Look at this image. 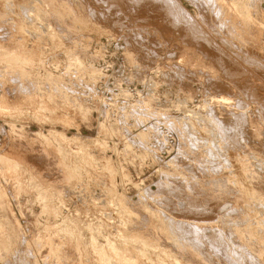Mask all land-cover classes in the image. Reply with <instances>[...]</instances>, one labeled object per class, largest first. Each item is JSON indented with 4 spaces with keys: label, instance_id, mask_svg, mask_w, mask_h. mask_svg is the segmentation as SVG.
Returning <instances> with one entry per match:
<instances>
[{
    "label": "rangeland",
    "instance_id": "374dc122",
    "mask_svg": "<svg viewBox=\"0 0 264 264\" xmlns=\"http://www.w3.org/2000/svg\"><path fill=\"white\" fill-rule=\"evenodd\" d=\"M168 1L0 0V264H264V0Z\"/></svg>",
    "mask_w": 264,
    "mask_h": 264
},
{
    "label": "bare ground",
    "instance_id": "6f19581e",
    "mask_svg": "<svg viewBox=\"0 0 264 264\" xmlns=\"http://www.w3.org/2000/svg\"><path fill=\"white\" fill-rule=\"evenodd\" d=\"M113 1H114V0H113ZM130 1H131V0H130ZM134 1H135V0H134ZM140 1L142 2V0H140ZM158 1H159V0H158ZM169 1H170V0H169ZM169 1H168V3H169ZM192 1H193V0H192ZM209 1H210V0H209ZM107 2H108V1H107ZM132 2H133V1H132ZM138 2H139V1H138ZM161 2H162V1H161ZM164 2H165V1H164ZM175 2H176V1H175ZM207 2H208V1H207ZM133 3H134V2H133ZM147 3H148V2H147ZM152 3H153V1H152ZM166 3H167V2H166ZM171 3H172V2H171ZM210 3H211V2H210ZM110 4H111V2H110ZM199 4H200V3H199ZM134 5H135V4H134ZM149 5H150V4H149ZM163 5H164V4H163ZM165 5H166V4H165ZM170 5H171V4H170ZM117 7H118V6H117ZM137 7H138V6H137ZM147 7H148V6H147ZM201 7H202V6H201ZM203 7H204V6H203ZM158 8H159V7H158ZM163 8H164V7H163ZM165 8H167V7H165ZM169 8H170V7H169ZM169 8H168V9H169ZM210 8H211V7H210ZM151 9H152V8H151ZM168 9H167V10H168ZM173 9H174V8H173ZM179 9H180V7H179ZM167 10H166V11H167ZM171 10H172V8H171ZM211 10H212V9H211ZM108 11H109V10H108ZM150 11H151V10H150ZM163 11H164V10H163ZM141 12H142V10H141ZM148 12H149V11H148ZM175 12H176V11H175ZM177 12H178V11H177ZM179 12H180V11H179ZM184 12H185V11H184ZM208 12H209V11H208ZM208 12H207V13H208ZM215 12H216V10H215ZM217 12H218V10H217ZM172 13H173V12H172ZM172 13H170V14H172ZM180 13H181V12H180ZM118 14H119V13H118ZM147 14H149V13H147ZM168 14H169V13H168ZM177 14H178V13H177ZM125 15H126V14H125ZM142 15H143V14H142ZM179 15H180V14H179ZM163 16H164V15H163ZM186 16H187V15H186ZM199 16H200V15H199ZM115 17H116V16H115ZM119 17H120V15H119ZM126 17H127V16H126ZM176 17H177V16H176ZM180 17H181V15H180ZM187 17H188V16H187ZM138 18H140V17H138ZM173 18H175V17L173 16ZM92 19H93V18H92ZM142 19H143V18H142ZM167 19H168V18H167ZM167 19H166V20H167ZM175 19H176V18H175ZM179 19H180V18H179ZM204 19H205V18H204ZM112 20H113V19H112ZM128 20H129V19H128ZM148 20H149V19H148ZM114 21H115V20H114ZM178 21H179V20H178ZM202 21H203V20H202ZM115 22H117V20H116ZM187 22H188V21H187ZM170 23H171V22H170ZM197 23H198V22H197ZM130 24H131V23H130ZM173 24H174V23H173ZM181 24H182V23H181ZM119 25H120V24H119ZM168 25H169V23H168ZM176 25H177V23H176ZM191 25H192V24H191ZM211 25H212V24H211ZM211 25H210V26H211ZM115 26H116V25H115ZM170 26H171V25H170ZM173 26H174V25H173ZM186 26H187V25H186ZM117 27H118V26H117ZM122 27H123V26H122ZM124 27H125V26H124ZM135 28H136V27H135ZM178 28H179V27H178ZM186 28H187V27H186ZM196 28H197V27H196ZM201 28H202V27H201ZM113 29H114V28H113ZM120 29H121V28H120ZM176 30H177V29H176ZM185 30H186V29H185ZM189 30H190V29H189ZM193 30H195V29H193ZM201 30H202V29H201ZM222 30H223V29H222ZM43 31H44V30H43ZM118 31H119V30H118ZM140 31H141V30H140ZM177 31H178V30H177ZM190 31H191V30H190ZM195 31H196V30H195ZM122 32H123V31H122ZM132 32H133V31H132ZM156 32H157V31H156ZM186 32H187V31H186ZM196 32H197V31H196ZM159 33H160V31H159ZM197 33H198V32H197ZM135 34H136V33H135ZM191 34H192V33H191ZM193 34H194V33H193ZM137 35H138V34H137ZM203 35H204V34H203ZM263 35H264V34H263ZM188 36H189V35H188ZM197 36H198V35H197ZM204 36H205V35H204ZM184 37H185V36H184ZM189 37H190V36H189ZM192 37H194V36H192ZM263 37H264V36H263ZM190 38H191V37H190ZM195 38H196V37H195ZM140 39H141V38H140ZM181 39H182V38H181ZM197 40H199V39H197ZM204 40H205V39H204ZM204 40H203V41H204ZM125 41H126V40H125ZM225 41H226V40H225ZM225 41H224V42H225ZM181 42H182V40H181ZM194 42H195V41H194ZM194 42H193V43H194ZM127 43H128V42H127ZM141 43H142V42H141ZM209 43H210V42H209ZM227 43H228V42H227ZM138 44H139V43H138ZM143 44H144V43H143ZM176 44H177V43H176ZM198 44H199V43H198ZM210 44H211V43H210ZM224 44H225V43H224ZM232 44H233V43H232ZM143 46H144V45H143ZM158 46H160V44H159ZM197 46H199V45H197ZM211 46H212V45H211ZM246 47H247V46H246ZM138 48H140V47L138 46ZM211 48H212V47H211ZM213 48H214V47H213ZM144 49H145V48H144ZM163 49H164V48H163ZM237 49H238V48H237ZM259 49H261V48H259ZM166 50H167V49H166ZM241 50H242V49H241ZM252 50H254V49H252ZM250 51H251V50H250ZM211 52H212V51H211ZM248 52H249V51H248ZM251 52H252V51H251ZM256 52H257V51H256ZM168 53H169V52H168ZM170 53H171V52H170ZM245 53H246V52H245ZM253 53H254V52H253ZM263 53H264V52H263ZM216 54H217V52H216ZM234 54H235V53H234ZM258 54H259V53H258ZM261 54H262V53H261ZM151 55H153V54H151ZM246 55H247V54H246ZM160 56H161V55H160ZM208 56H209V55H208ZM223 56H224V55H223ZM235 56H236V55H235ZM162 57H163V56H162ZM164 57H165V56H164ZM213 58H214V57H213ZM213 58H212V59H213ZM226 58H227V57H226ZM263 58H264V57H263ZM151 59H152V58H151ZM165 59H166V58H165ZM224 59H225V58H224ZM236 59H237V58H236ZM156 60H157V59H156ZM262 60H263V59H262ZM237 61H238V60H237ZM263 61H264V60H263ZM233 62H234V61H233ZM233 62H232V63H233ZM160 63H161V62H160ZM225 63H226V62H225ZM219 64H220V63H219ZM234 64H235V63H234ZM238 64H239V63H238ZM172 65H173V64H172ZM229 65H230V64H229ZM212 66H213V65H212ZM240 66H241V65H240ZM160 67H161V66H160ZM165 68H166V67H165ZM160 71H161V70H160ZM201 71H202V70H201ZM225 72H226V71H225ZM234 72H235V71H234ZM239 72H240V71H239ZM219 73H220V72H219ZM170 74H171V73H170ZM174 74H176V73H174ZM228 74H229V73H228ZM228 74H226V75H228ZM234 74L237 75L236 72H235ZM238 74H239V73H238ZM136 75H137V74H136ZM197 75H198V74H197ZM213 75H214V74H213ZM216 75H217V74H216ZM229 75H230V74H229ZM239 75H240V74H239ZM181 76H182V75H181ZM181 76H180V77H181ZM166 77H168V76H166ZM220 77H221V76H220ZM225 77H227V76H225ZM228 77H229V76H228ZM240 77H241V76H240ZM123 78H124V77H123ZM182 78H183V77H182ZM186 78H187V77H186ZM198 78H199V77H198ZM201 78H202V76H201ZM263 78H264V77H263ZM17 79H18V78H17ZM178 79H180V78H178ZM214 79H215V78H214ZM15 80H16V79H15ZM125 80H127V79H125ZM193 80H194V79H193ZM210 80H212V79H210ZM232 80H233V78H232ZM232 80H231V81H232ZM132 81H133V80H132ZM208 81H209V80H208ZM217 81H218V80H217ZM28 82H29V81H28ZM30 82H31V81H30ZM242 82H243V81H242ZM187 83H188V82H187ZM225 83H226V82H225ZM234 83H235V81H234ZM248 83H249V82H248ZM20 84H21V83H20ZM30 84H31V83H30ZM188 84H189V83H188ZM217 84H218V83H217ZM237 84H238V82H237ZM245 84H246V81H245ZM252 84H253V83H252ZM234 85H235V84H234ZM250 85H251V84H250ZM254 85H255V84H254ZM254 85H253V86H254ZM25 86H26V85H25ZM113 86H114V85H113ZM214 86H215V85H214ZM218 86H219V85H218ZM21 87H22V86H21ZM187 87H188V86H187ZM204 87H205V86H204ZM208 87H209V86H208ZM32 88H33V87H32ZM210 88H211V87H210ZM222 88H223V87H222ZM232 88H233V87H232ZM232 88H231V90H232ZM247 88H248V87H247ZM255 88H256V87H255ZM257 88H258V87H257ZM22 89H23V88H22ZM26 89H27V88H26ZM205 89H206V88H205ZM208 89H209V88H208ZM217 89H218V91H219V88H217ZM220 89H221V88H220ZM225 89H226V87H225ZM234 89H235V88H234ZM239 89H240V88H239ZM253 89H254V88H253ZM253 89H252V90H253ZM24 90H25V89H24ZM53 90H54V89H53ZM110 90H111V89H110ZM242 90H244V89H242ZM257 90H258V89H257ZM211 91H212V90H210V92H211ZM221 91H223V90L221 89ZM246 91H247V90H246ZM224 92H225V91H224ZM249 92H250V91H249ZM249 92H248V94H249ZM204 93H205V92H204ZM226 93H227V92H226ZM246 93H247V92H246ZM227 94H228V93H227ZM230 94H231V93H230ZM243 94H244V93H243ZM250 94H251V93H250ZM258 94H259V93H258ZM261 94H262V93H261ZM252 95H253V94H252ZM252 95H251V96H252ZM263 95H264V94H263ZM249 96H250V95H249ZM227 97H228V96H227ZM244 97H245V96H244ZM246 97H247V96H246ZM212 98H213V97H212ZM209 99H210V98H209ZM232 99H233V98H232ZM262 99H263V97H262ZM214 100H215V99H214ZM138 101H139V98H138ZM206 101H207V100H206ZM209 101H210V100H209ZM260 101H261V100H260ZM220 102H221V101H220ZM231 103H232V102H231ZM231 103H230V104H231ZM228 104H229V103H228ZM228 104H227V105H228ZM233 104H235V103H233ZM153 105H154V104H153ZM236 105H237V104H236ZM247 105H248V104H247ZM253 105H254V104H253ZM219 106H220V104H219ZM221 106H222V105H221ZM245 106H246V105H245ZM256 106H257V105H256ZM201 107H202V106H201ZM209 107H210V106H209ZM223 107H224V106H223ZM247 107H249V106H247ZM231 108H232V107H231ZM237 108H239V107H237ZM244 108H245V107H244ZM253 108H254V107H253ZM261 108H262V107H261ZM131 109H132V108H131ZM142 109H143V108H142ZM206 109H207V107H205L204 110H206ZM212 109H213V107H212ZM219 109H220V108H219ZM225 109H226V108H225ZM233 109H234V108H233ZM247 109H248V108H247ZM254 109H255V108H254ZM136 110H137V109H136ZM136 110H135V111H136ZM207 110H208V109H207ZM214 110H215V109H214ZM216 110H217V109H216ZM226 110H227V109H226ZM230 110H231V109H230ZM245 110H246V109H245ZM261 110H262V109H261ZM102 111H103V110H102ZM142 111H143V110H142ZM144 111H145V110H144ZM212 111H213V110H212ZM227 111H229V110H227ZM234 111H236V110H234ZM246 111H247V110H246ZM246 111H245V112H246ZM248 111H249V110H248ZM185 112H186V111H185ZM202 112H203V111H202ZM208 112H209V111H208ZM215 112H216V111H215ZM230 112H232V111H230ZM230 112H229V113H230ZM138 113H139V112H138ZM146 113H147V112H146ZM225 113H226V112H225ZM239 113H242V114H243V112H239ZM239 113H238V114H239ZM246 113H247V112H246ZM252 113H253V112H252ZM252 113H251V114H252ZM206 114H207V113H206ZM223 114H224V113H223ZM263 114H264V113H263ZM122 115H123V114H122ZM151 115H152V114H151ZM208 115H209V113H208ZM221 115H222V114H221ZM230 115H231V114H230ZM233 115H234V114H233ZM235 115H236V114H235ZM195 116H196V115H195ZM214 116H215V115H214ZM214 116H213V117H214ZM217 116H218V115H217ZM217 116H216V117H217ZM251 116H252V115H251ZM155 117H156V116H155ZM160 117H162V116H160ZM167 117H168V116H167ZM202 117H203V116H202ZM226 117H227V115H226ZM229 117H230V116H229ZM229 117H228V118H229ZM248 117H249V115H248ZM253 117H254V116H253ZM234 118H236V116H235ZM240 118H241V116H240ZM243 118H244V117H243ZM256 118H257V117H256ZM176 119H177V118H176ZM220 119H221V118H220ZM226 119H227V118H226ZM226 119H225V120H226ZM230 119H231V118H230ZM263 119H264V118H263ZM216 120H218V119L216 118ZM216 120H215V121H216ZM231 120H232V119H231ZM236 120H238V119H236ZM240 120H241V119H240ZM258 120H259V118H258ZM202 121H203V120H202ZM202 121H201V122H202ZM219 121H222V120H219ZM243 121H244V120H243ZM256 121H257V120H256ZM106 122H107V121H106ZM178 122H179V121H178ZM184 122H185V121H184ZM199 122H200V121H199ZM229 122H230V121H229ZM253 122H254V121H253ZM207 123H208V122H207ZM219 123H220V122H219ZM226 123H227V122H226ZM226 123H224V121H223V124H226ZM231 123H232V121H231ZM237 123H238V122H237ZM237 123H236V124H237ZM166 124H167V123H166ZM170 124H171V123H170ZM170 124H169V125H170ZM204 124H205V123H204ZM221 124H222V123H221ZM234 124H235V123H234ZM152 125H153V124H152ZM169 125H168V126H169ZM187 125H188V124H187ZM226 125H228V124H226ZM244 125H245V124H244ZM248 125H249V124H248ZM256 125H257V124H256ZM184 126H185V125H184ZM230 126H231V125H230ZM239 126H240V124H239ZM242 126H243V124H242ZM246 126H247V125H246ZM234 127H235V126H234ZM250 127H251V126H250ZM252 127H253V126H252ZM259 127H260V125H259ZM143 128H144V127H143ZM224 128H225V127H224ZM262 128H263V127H262ZM188 129H189V128H188ZM239 129H240V128H239ZM241 129H243V127H242ZM189 130H190V129H189ZM246 130H247V129H246ZM248 130H249V129H248ZM253 130H254V129H253ZM185 131H186V130H185ZM228 131H229V130H228ZM230 131H231V130H230ZM239 131H240V130H239ZM179 132H180V131H179ZM240 132H241V131H240ZM244 132H245V131H244ZM249 132H250V131H249ZM77 133H78V132H77ZM77 133H76V134H77ZM128 133H129V132H128ZM188 133H189V132H188ZM229 133H230V132H229ZM235 133H236V132H235ZM245 133H246V132H245ZM251 133H252V132H251ZM79 134H80V133H79ZM79 134H78V135H79ZM159 134H160V133H159ZM239 134H241V133H239ZM242 134H243V133H242ZM157 135H158V134H157ZM160 135H161V134H160ZM163 135H164V134H163ZM191 135H192V134H191ZM193 135H194V134H193ZM219 135H220V134H219ZM263 135H264V134H263ZM164 136H166V135H164ZM248 136H250V135H248ZM239 137H240V136H239ZM241 137H242V136H241ZM194 138H195V137H194ZM253 138H255V136H253ZM195 139H196V138H195ZM240 139H241V138H240ZM256 139H257V137H256ZM256 139H255V140H256ZM259 139H260V138H259ZM132 140H133V139H132ZM166 140H167V139H166ZM247 140H248V139H247ZM244 141H245V140H244ZM252 141H253V140H252ZM214 142H215V141H214ZM249 142H250V141H249ZM260 143H262V142H260ZM159 144H160V143H158V145H159ZM163 144H164V143H163ZM163 144H162V145H163ZM184 144H185V143H184ZM214 144H216V143H214ZM250 144H251V143H250ZM141 146H142V145H141ZM153 146H154V145H153ZM160 146H161V145H160ZM214 146H215V145H214ZM218 146H219V145H218ZM192 147H193V146H192ZM216 147H217V146H216ZM259 147H260V146H259ZM193 148H194V147H193ZM217 148H218V147H217ZM126 149H127V148H126ZM161 149H162V148H161ZM213 149H214V148H213ZM220 149H221V148H220ZM193 150H194V149H193ZM153 154H154V153H153ZM178 154H179V153H178ZM178 154H177V155H178ZM181 154H182V153H181ZM172 156H173V155H172ZM172 156H171V157H172ZM174 156H175V155H174ZM175 159H176V158H175ZM178 159H179V158H178ZM211 160H212V159H211ZM178 162H179V161H178ZM210 164H211V163H210ZM166 166H167V165H166ZM187 166H188V165H187ZM187 166H186V168H187ZM183 168H184V167H183ZM189 168H191V166H190ZM191 169H194V168H191ZM186 170H187V169H186ZM189 170H190V169H189ZM189 170H187V171H189ZM221 170H222V169H221ZM221 170H220V171H221ZM192 171H193V170H192ZM212 171H213V170H212ZM189 172H191V170H190ZM193 172H194V171H193ZM196 172H197V171H196ZM197 173H199V172H197ZM197 173H196V174H197ZM193 174H194V173H193ZM164 176H165V175H164ZM189 176H191V174H190ZM159 177H160V176H159ZM191 177H193V176H191ZM178 178L180 179V177H178ZM194 178H195V177H194ZM179 179H177V180H179ZM157 181H158V180H157ZM179 181H180V180H179ZM176 182H177V181H176ZM153 183H154V182H153ZM155 183H156V182H155ZM165 183H166V182H165ZM180 183H181V182H180ZM58 187H59V186H58ZM186 187H188V186H186ZM148 188H149V187H148ZM191 189H192V188H191ZM146 191H147V190H146ZM148 191H149V190H148ZM148 191H147V192H148ZM156 191H157V189H156ZM9 192H10V191H9ZM142 192H143V190H142ZM159 192H160V191H159ZM174 192H175V190H174ZM152 193H153V192H152ZM162 193H163V192H162ZM166 193H167V192H166ZM178 193H179V192H178ZM171 194H173V192H172ZM176 194H177V193H176ZM179 194H180V193H179ZM179 194H178V195H179ZM140 195H141V194H140ZM180 195H181V194H180ZM146 196H147V195H146ZM149 196H150V193H149ZM189 196H190V195H189ZM143 197H144V196H143ZM176 197H178V196H176ZM181 197H183V196L181 195ZM181 197H180V198H181ZM163 198H164V197H163ZM185 198H186V196H185ZM143 199H144V198H143ZM176 199H179V197L176 198ZM183 199H184V197H183ZM188 199H189V198H188ZM135 200H136V199H135ZM139 200H140V199H139ZM167 200H168V199H167ZM179 200H180V199H179ZM136 201H137V200H136ZM140 201H141V200H140ZM168 201H169V200H168ZM189 201H191V200H189ZM189 201H188V202H189ZM175 202H176V201H175ZM181 202H182V200H181ZM188 202H187V200H186L185 202H184V201L182 202V203L184 204V207L182 206V207L184 208V210H186L185 207H187V206H185V205H188V204H186V203H188ZM135 203H136V202H135ZM140 203H141V202H140ZM142 203H143V202H142ZM171 203H174V202H171ZM171 203H170V204H171ZM182 203L179 202V204H182ZM189 203H190V202H189ZM183 204H182V205H183ZM160 205H161V204H160ZM171 205H172V204H171ZM173 205H174V204H173ZM176 205H177V204H176ZM193 205H194V204H193ZM196 205H197V204H196ZM206 205H207V204H206ZM191 206H192V205H191ZM197 206H198V205H197ZM146 207H147V206H146ZM167 207H169V206L167 205ZM188 207H189V206H188ZM198 207H199V206H198ZM223 208H226V207H223ZM131 209H132V208H131ZM145 209H146V208H145ZM193 209H194V207H193ZM193 209H192V210H193ZM146 210H147V209H146ZM187 210H188V209H187ZM192 210H191V211H192ZM219 210H220V209H219ZM222 210H223V209H222ZM261 210H262V209H261ZM147 211H149V210H147ZM196 211H197V210H196ZM199 211H200V209H199ZM220 211H221V210H220ZM197 212H198V211H197ZM206 212H207V211H206ZM230 212H231V211H230ZM188 213H189V212H188ZM200 213H201V212H200ZM233 213H235V212H233ZM203 215H204V213H203ZM212 215H213V214H212ZM212 215H211V216H212ZM204 216H205V215H204ZM215 216H217V214H216ZM199 217H200V216H199ZM212 217H213V216H212ZM29 218H30V217H29ZM184 218H185V217H184ZM191 218H193V217H191ZM214 218H215V217H214ZM215 219H216V218H215ZM193 220H194V219H193ZM195 220H196V219H195ZM171 221H172V220H171ZM198 221H199V220H198ZM201 221H202V220H201ZM204 221H205V220H204ZM207 221H208V220H207ZM31 224H32V223H31ZM190 224H191V223H190ZM172 225H173V224H172ZM188 225H189V224H188ZM223 225H224V224H223ZM180 226H181V225H180ZM33 227H34V226H33ZM225 227H226V226H225ZM30 228H31V227H30ZM34 228H35V227H34ZM178 228H180V227H178ZM201 228H202V227H201ZM213 228H214V227H213ZM222 228H224V227H222ZM180 229H181V228H180ZM174 230H175V229H174ZM176 230H177V229H176ZM181 230H182V229H181ZM184 230H185V229H184ZM210 230H211V229H210ZM221 230H222V229H221ZM33 231H34V230H33ZM177 231H178V230H177ZM225 231H226V230H225ZM194 232H195V231H194ZM194 232H193V234H194ZM198 232H199V231H198ZM187 233H189V232H187ZM211 233H212V232H211ZM226 233H228V232H226ZM183 234H184V233H183ZM185 234H186V232H185ZM197 234H198V233H197ZM197 234H196V235H197ZM189 235H190V234H189ZM198 235H199V234H198ZM209 235H210V234H209ZM222 235H223V234H222ZM228 235H229V234H228ZM228 235H227V236H228ZM231 236H232V235H231ZM23 237H24V236H23ZM23 237H22V238H23ZM219 237H220V236H219ZM221 237H222V236H221ZM24 238H25V237H24ZM24 238H23V239H24ZM34 238H36V237H34ZM214 238H215V237H214ZM214 238H213V240H215ZM189 239H190V238H189ZM196 239H197V238H196ZM217 239H218V238H217ZM222 239H223V238H222ZM25 240H26V239H25ZM213 240H212V241H213ZM232 240H233V239H232ZM24 242H25V241H24ZM214 243H216V242H214ZM160 244H161V243H160ZM199 244H200V243H199ZM216 244H217V243H216ZM219 244H221V243H219ZM37 245H38V244H37ZM176 245H177V244H176ZM162 246H163V245H162ZM172 246H173V245H172ZM202 246H203V245H202ZM215 246H216V245H215ZM228 246H229V245H228ZM239 246H240V245H239ZM38 247H39V246H38ZM170 247H171V245H170ZM45 248H46V247H45ZM47 248H48V247H47ZM230 249H231V248H230ZM29 250H30V249H29ZM215 250H216V249H215ZM239 250H240V249H239ZM244 250H246V249H244ZM226 251H227V250H226ZM29 252H30V254H31V250H30ZM233 252H234V251H233ZM225 254H226V253H225ZM226 255H227V254H226ZM31 256H32V255H31ZM230 256H231V255H230ZM228 257H229V256H228ZM243 257H244V256H243ZM13 258H14V257H13ZM17 259H18V257H17ZM230 259H231V258H230ZM240 259H241V258H240ZM244 259H245V258H244ZM13 260H14V259H13ZM18 260H19V259H18ZM71 260H72V259H71ZM233 260H234V259H233ZM246 260H247V259H246ZM246 260H245V261H246ZM9 261H10V260H9ZM235 261H236V260H235ZM248 261H250V260H248ZM13 263L15 264V262H13ZM4 264H5V263H4ZM32 264H33V263H32ZM235 264H236V263H235ZM254 264H255V263H254Z\"/></svg>",
    "mask_w": 264,
    "mask_h": 264
}]
</instances>
